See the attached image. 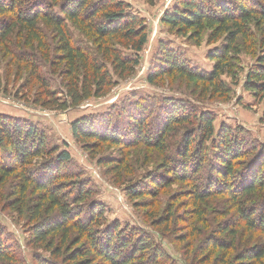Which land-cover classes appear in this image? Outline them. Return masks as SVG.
<instances>
[{
    "label": "trees",
    "instance_id": "1",
    "mask_svg": "<svg viewBox=\"0 0 264 264\" xmlns=\"http://www.w3.org/2000/svg\"><path fill=\"white\" fill-rule=\"evenodd\" d=\"M0 14L8 17L0 22V44L17 39V44L25 48L24 54L15 58L26 63L29 75L36 81L33 102L45 108L67 110L103 96L115 85L114 76L123 78L133 72L139 63L138 53L147 41L143 19L131 12V5L123 0H0ZM163 21L180 35L191 32L199 38L209 29L211 43L222 37L224 42L209 54L214 61L209 71L192 66L183 54L160 43L157 65L147 75L149 83L177 75L186 82L194 81L201 99L226 97L231 88L221 76L232 73L243 51L256 54L243 88L255 99L264 100V36L256 51L251 28L264 30V0H177ZM66 22L90 39L94 48L77 44ZM46 36H50V42ZM38 57L58 77L60 90L42 75ZM162 104L161 121L146 130L142 124L153 113L136 105L134 111L141 113H129L125 128H110L109 122L104 128L96 118H81L72 123V134L78 141L89 139L117 146L126 144L122 136L129 134L132 142L167 154L164 173L171 174L174 181H191L194 187L192 208L188 210L192 217L201 219L205 212L200 203L223 194L230 198L247 228L259 229L264 236V144L245 141L242 129L231 130L224 123L215 134V117L209 110L196 111L181 100H163L161 107ZM194 124L198 134L190 128ZM172 139L176 140L174 151L168 144ZM209 141L213 154H208ZM191 157L194 161L189 166ZM70 159L67 150L47 144L46 135L35 125L0 116V193L5 189V203L20 213L26 212L31 225L30 242L43 246L54 258L61 257L64 264H93L98 258L104 264H170L164 261L162 249L146 236L121 229L118 223L107 230L101 228L104 210L91 201L93 192L87 183L64 174ZM36 160L43 162L37 167ZM203 170L206 173L201 185L196 179ZM151 181L155 188L167 185L165 179ZM129 193L132 198L143 195L136 188ZM257 200H261L258 208L254 204ZM84 203L86 209L82 207ZM220 232L235 236L229 229ZM225 246L216 240L209 249L225 253ZM227 255L224 264H264V245L240 251L231 262ZM16 259L0 236V264H18ZM36 264L57 261L38 259Z\"/></svg>",
    "mask_w": 264,
    "mask_h": 264
},
{
    "label": "rangeland",
    "instance_id": "2",
    "mask_svg": "<svg viewBox=\"0 0 264 264\" xmlns=\"http://www.w3.org/2000/svg\"><path fill=\"white\" fill-rule=\"evenodd\" d=\"M123 1L131 5V12L143 19L147 30V41L138 53L139 63L131 74L123 78L114 76L115 85L106 89L103 96L92 97L76 107L67 110L45 108L33 102L37 84L29 75L26 63L15 58L24 54L25 48L17 44V39H12L9 43L0 44V116L35 125L39 132L46 135L47 144L69 152L71 159L64 174L71 175V180L78 178L87 183L93 192L91 201L104 210L105 219L101 228L107 230L118 223L121 229H132L138 236H146L147 240L162 249L166 257L164 261L170 264H224L226 253L231 262L240 251L263 246L264 236L259 229L247 228L229 197L223 194L210 196L203 201L204 204L200 203L204 215L201 219H195L188 211L192 208L191 192L194 187L191 181L190 184L174 181L171 174L164 173L167 154L162 155L151 146L132 142L129 134L122 136L126 144L119 146L89 139L78 141L72 134L71 127L75 120L81 118H96L99 124H104V128L108 122L112 124L110 128L124 127L128 124L127 115L141 113L136 109L134 111L136 105H141L147 112L153 113L142 124L146 130L149 125L154 127L158 120L161 121L163 100H181L190 103L196 111H211L215 117V134L224 123L231 130L242 129L241 138L245 141L264 144V100L255 99L243 88L246 73L255 62L256 54L242 51L234 62L232 73L221 76L231 88L229 95L223 98L207 96L201 99L200 89L195 91L197 84L194 81L186 82L177 75L162 77L155 84L149 83L147 75L157 65L160 43H167L183 54L192 66L209 71L214 61L208 56L220 47L224 37L211 43L209 29L199 38L193 37L191 32L180 35L171 30L163 18L166 12L174 8L177 0H154L152 4L146 0ZM2 18L8 17L0 14V22ZM66 24L77 44L94 48L90 39L69 22ZM251 28L258 51L264 30L261 32L260 28ZM46 37L50 42V36ZM121 49L133 53L130 49ZM37 59L42 75L53 88L60 90L59 79L52 73L50 66L44 64L40 57ZM190 128L195 130L194 134H198L195 124ZM172 140L168 144L174 151L176 140ZM207 145L210 148L208 154H213L211 141ZM191 150L192 153L194 149ZM36 161V166L43 162ZM193 161L191 157L187 164L192 166ZM205 173L203 170L201 177L196 179L201 185ZM152 178L159 182L165 179L167 185L155 188ZM131 188L142 190L143 195L132 198L129 193ZM5 191L4 189L3 194L0 193V236L4 245H9L13 250L18 264H36L38 259L50 262L54 259L57 264H64L61 257L54 258L43 246L30 242L31 225L26 212L20 213L7 205ZM85 203L82 204L83 209L87 207ZM254 204L258 208L261 200ZM223 228L231 230L235 236L233 233H221ZM216 240L226 243L225 253L219 249H209L212 241ZM93 264L104 263L98 258Z\"/></svg>",
    "mask_w": 264,
    "mask_h": 264
}]
</instances>
